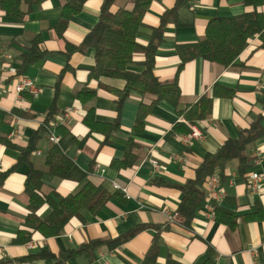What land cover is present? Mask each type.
Returning <instances> with one entry per match:
<instances>
[{
	"label": "crops",
	"instance_id": "0c3cea01",
	"mask_svg": "<svg viewBox=\"0 0 264 264\" xmlns=\"http://www.w3.org/2000/svg\"><path fill=\"white\" fill-rule=\"evenodd\" d=\"M176 1L151 2L136 42L147 45L162 17L175 8L162 26L153 75L160 83L176 81L180 91L177 103L156 102L153 95L135 92L120 101L123 81L90 77L94 68L91 47L68 52V47H79L97 23L103 0H42L31 7L21 3L22 20L15 19L14 13L6 14L0 5V70L15 71L5 75L0 89V176L5 175L0 184V264H264V220H241L256 204L264 212L261 39L257 35L250 38L234 64L226 68L194 59L179 69L177 54L178 46L204 38L209 20L232 18L252 9L242 0H182L175 7ZM79 3L80 10L75 13ZM124 4L118 0L113 9L131 8ZM66 9L70 15L62 27ZM260 11L264 12V6ZM32 57L34 60L27 62ZM133 60L140 63L143 56L136 55ZM130 70L140 73L143 69L134 64ZM18 76L30 79L38 94L23 93L22 99L16 100L12 87ZM88 92L94 95L88 98ZM202 97L212 99L210 113L202 120L187 121L185 112ZM140 108L145 112L142 129L134 132ZM67 110L69 117L63 122ZM88 112L97 125L93 130L84 123ZM48 114V120L56 125V147L71 162L63 179L48 174L45 160L52 146L48 134L34 136ZM257 122L263 134L244 150L248 164L244 173L238 175L235 160L224 169L222 187L231 203L218 205L238 217L237 226L216 223L204 204L185 222L178 215L179 187L194 179L207 154H214L224 141L236 139ZM113 125L114 131L102 127ZM193 129L202 134L201 139L179 140ZM13 130L19 135L10 141L7 137ZM32 137L33 152L20 158ZM121 163L129 165L122 167ZM30 169L41 173L40 194L44 197L52 193L76 195L89 183L107 189L110 198L96 213L82 209L60 234L44 237L25 223L30 213L25 194ZM251 174L263 177L257 192L249 188ZM113 184L125 188L127 194L114 189ZM48 210L44 205L35 215L44 218ZM174 214L177 219L170 222L168 218ZM142 226L145 229L114 249L100 245L92 248L91 257L81 254L65 260L66 254L92 241H114ZM20 233L28 235L29 241L17 243Z\"/></svg>",
	"mask_w": 264,
	"mask_h": 264
},
{
	"label": "trees",
	"instance_id": "16d2710c",
	"mask_svg": "<svg viewBox=\"0 0 264 264\" xmlns=\"http://www.w3.org/2000/svg\"><path fill=\"white\" fill-rule=\"evenodd\" d=\"M42 0H2L0 5L6 14L14 13V18L22 20L24 15L18 8L21 3H27L28 7L34 6ZM118 0H103L98 21L85 36L79 47H68V52L73 50L82 51L86 48H92L94 53V68L90 77L94 79L109 78L121 80L125 83L124 89L119 93L120 101L124 100L130 93L150 94L156 97V102L161 100L177 103L180 97L176 81L169 83H160L153 75L154 56L157 46L162 41V34L165 22L169 16H173L175 8L171 9L161 19L160 27L152 31L150 41L143 46L136 42L139 29L143 27L142 19L153 0H123L124 5H130V9L120 7L113 9ZM182 0H177L175 7ZM81 2V1H80ZM245 7L252 10L248 13L232 18H214L208 21L204 38L195 44L182 45L177 47V54L180 58L179 69L187 62L194 59H201L206 62L220 65L224 68L234 64L240 53L246 48L247 41L258 36L261 39L264 48V12L260 9L264 6V0H242ZM81 3L78 4L74 12L80 10ZM69 8V7H68ZM70 10L66 9L63 13L61 26L64 27L66 20L70 15ZM10 16V15H9ZM136 55H142L143 61L134 62ZM30 58L27 62L33 61ZM139 65L142 72L135 73L130 70V66ZM80 92L78 98H82ZM93 92H88V98L93 96ZM264 105V95L262 99ZM212 99L202 97L198 103L191 106L184 114L189 122L204 119L211 111ZM49 114L43 122L40 129L35 132V138L40 133H47L44 127L50 122ZM145 112L139 109L136 122L133 127L134 132L142 129ZM93 115L88 112L84 123L90 130L95 129L97 125L93 124ZM104 129L114 131L116 125L102 126ZM98 129V128H96ZM176 131H179L175 127ZM188 131H184V133ZM263 130L260 125L254 123L248 129L240 132L236 139H228L222 143L214 154H207L201 165L195 171L193 180L187 181L179 187L182 193V200L178 205V215L188 222L200 209L204 203V185L208 177L218 172L225 180L224 169L232 161H237L238 175H242L248 164L244 156V150L247 145L252 144L261 137ZM131 141L128 142V145ZM33 137L27 147L20 151V158H26L34 150ZM45 165L48 174L59 179L66 178L70 168V160L64 156L56 145H52L47 153ZM129 165V163H128ZM127 163H121L120 166L127 167ZM5 175L0 176V184ZM42 187L41 173L30 169L25 183V194L29 198L30 213L25 220L27 226L34 231L39 232L44 237H54L60 234L67 222L74 217H78L82 209L89 213H96L103 207L110 198L107 189L102 186L95 187L89 183L76 195L61 197L55 193L48 196H42L40 189ZM231 203L223 199L222 204ZM44 205L48 206V213L44 218H38L35 214ZM214 220L218 224H223L229 228H235L238 224V217L235 214L218 204H213ZM242 222L262 221L264 212L259 205H255L249 214L241 218ZM145 229V226L137 227L128 235L118 238L114 241H92L82 246L78 251L69 252L65 260L70 257L88 254L91 257V250L100 245H106L109 249H114L125 241L132 238L135 234ZM28 235L22 233L18 235L16 242H28Z\"/></svg>",
	"mask_w": 264,
	"mask_h": 264
},
{
	"label": "built area",
	"instance_id": "2783aa9c",
	"mask_svg": "<svg viewBox=\"0 0 264 264\" xmlns=\"http://www.w3.org/2000/svg\"><path fill=\"white\" fill-rule=\"evenodd\" d=\"M6 74H15V71L13 69H8V70H0V89L3 87L4 80H5V75ZM12 92L16 98V100H21V95L23 93H28L31 96H36L38 94V90L35 87V85L32 83V81L24 76H18L15 79V82L12 87ZM69 117V110L65 111L62 115L61 121H66ZM55 123H49L44 129L46 130L48 134V141L52 145H57L59 138L53 132ZM18 131L13 130L7 137L8 140L14 141L16 138H18ZM202 138V134L196 130L193 129L192 132L185 137H179V140L183 143H187L189 140H199ZM152 165L154 168H157V165L155 162L152 161ZM263 182V177L259 174H251L249 176L248 180V185L251 191L257 192L260 190L261 184ZM230 183H232L230 181ZM223 180L222 177L218 172L213 173L210 177L207 178L205 185H204V208L206 211L212 216L213 218V204H220L222 203L223 199L225 198V193L223 190ZM114 189H120L125 195L126 189L121 188L116 184H113ZM177 219V214H174L168 218L170 222L174 221ZM30 246V245H29ZM251 253L254 254L252 251ZM9 264H14V263H9Z\"/></svg>",
	"mask_w": 264,
	"mask_h": 264
}]
</instances>
